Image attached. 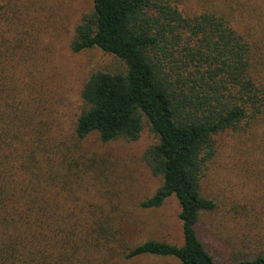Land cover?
<instances>
[{"label":"trees","instance_id":"trees-1","mask_svg":"<svg viewBox=\"0 0 264 264\" xmlns=\"http://www.w3.org/2000/svg\"><path fill=\"white\" fill-rule=\"evenodd\" d=\"M183 3L93 0L71 49H98L125 71L89 77L75 135L83 140L97 134L102 143L136 141L147 124L158 139L144 161L161 186L141 207L158 209L175 197L183 244L149 240L127 248L126 260L264 264V238L259 249L219 263L196 229L201 216L217 208L203 196L202 181L217 155L218 136L252 134L264 124V82L253 63L247 17L261 11L264 0H199L195 10ZM7 18L13 23L15 14ZM14 44L5 43V49L0 44L1 73L2 58L11 65L17 57ZM26 111L20 132L0 127V264H114L101 262L113 251L118 231L106 215L82 218L87 207L73 200L82 179L74 172L79 163L60 144L57 158L43 142L36 116Z\"/></svg>","mask_w":264,"mask_h":264},{"label":"rangeland","instance_id":"rangeland-1","mask_svg":"<svg viewBox=\"0 0 264 264\" xmlns=\"http://www.w3.org/2000/svg\"><path fill=\"white\" fill-rule=\"evenodd\" d=\"M198 1L184 0L183 5L195 10ZM92 9L93 0H0L2 49L9 41L20 48L11 65L2 58L0 127L20 132L22 113L29 109L55 156L62 154L60 144L63 154L79 163L74 172L82 179L74 186L73 200L87 207L82 218L92 220V212L106 215L118 231L113 251L101 263L181 264L173 257L126 260L123 253L149 240L183 244L175 197L158 209L141 207L161 186L144 161L158 141L149 126L136 141L102 143L97 134L83 140L75 135L89 77L97 71H125L119 60L98 49L72 51L75 29ZM10 13L15 14L13 23L8 22ZM247 17L253 63L264 82V5ZM217 140V155L202 181L203 196L214 199L217 208L203 214L196 229L216 260L227 263L247 248L259 249L264 238V124L252 134L227 133Z\"/></svg>","mask_w":264,"mask_h":264}]
</instances>
